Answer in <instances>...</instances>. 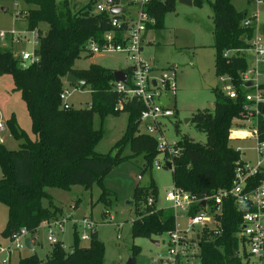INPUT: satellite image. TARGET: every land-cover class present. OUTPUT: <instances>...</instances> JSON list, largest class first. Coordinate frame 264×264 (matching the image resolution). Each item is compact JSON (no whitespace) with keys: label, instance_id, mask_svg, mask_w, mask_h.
Here are the masks:
<instances>
[{"label":"trees","instance_id":"trees-1","mask_svg":"<svg viewBox=\"0 0 264 264\" xmlns=\"http://www.w3.org/2000/svg\"><path fill=\"white\" fill-rule=\"evenodd\" d=\"M23 1L31 6L15 15L22 17L26 30H38L34 49L38 59L24 64L14 40L9 38L8 45L0 46V74L11 75L13 90L19 91L25 103L35 137H29L18 125L14 113L6 119L10 134L22 141L17 149L0 142V203L7 208V219L0 231L3 237H9L21 226L30 233L34 232L44 220L60 215L62 206L54 202L48 187L69 190L74 184L88 188L97 182L101 188L98 200L108 206L115 199V192L103 183L109 169L138 154H142V167L146 169L152 166L159 153L156 138L139 129L141 102L134 97L123 98L122 93L113 88L114 69L96 62L89 63L87 67L74 66L81 51L92 53L86 46L89 39L101 42L106 30H116L110 23V13L96 11V0H87L78 7L76 0ZM175 1H148L145 9L155 19L148 28L163 27L164 14L174 7ZM192 1L195 5L208 2L212 9L215 74L228 76L236 90V96L231 97L222 87L215 85L212 88L214 106L197 108L192 112L190 121L205 133L204 142L187 133L176 139L178 151L173 154L170 167L172 183L204 197L231 183L234 162L240 156V151L231 143L230 131L233 120L244 117L245 93L253 90V86L242 79L248 60L240 50L250 47L254 27L243 25L247 10L237 8L232 0ZM43 23L45 28L41 26ZM226 50L236 51L225 54ZM124 69L129 72V67ZM68 72L86 79L83 84L72 85L88 86L90 101L87 106H65L60 98ZM259 86L264 89V82ZM120 99L123 106L116 108ZM120 110L128 112L124 132L110 150H95L104 132L103 118ZM95 112L101 119L99 127L93 126ZM260 118L259 136L264 138V114ZM175 129L178 130L176 123ZM126 146L130 152L125 154ZM263 174L264 171L260 172L259 177ZM157 194L158 186L153 178L147 185H135L133 204L136 217L130 225L133 237L152 238L174 228L173 210L168 206H158ZM43 198L48 199V204H43ZM198 204L195 203L191 211H195ZM240 220L241 210L232 200H224L221 224L217 227L219 231L215 233L205 229L200 235L199 264H242L243 258L237 253L239 240L235 234ZM78 233V229L73 227L72 242L66 245L68 250L60 241L49 242L51 246L46 256L40 257L36 252L21 255L18 264H103L104 243L97 230L91 232L87 244L79 241ZM138 250L137 244L131 245L133 264H136Z\"/></svg>","mask_w":264,"mask_h":264},{"label":"rangeland","instance_id":"rangeland-1","mask_svg":"<svg viewBox=\"0 0 264 264\" xmlns=\"http://www.w3.org/2000/svg\"><path fill=\"white\" fill-rule=\"evenodd\" d=\"M78 5L84 4L87 0H76ZM234 5L240 9L248 10V14L256 12L257 27L260 43H264V2L248 0H232ZM123 5L133 10L136 6L127 4L123 0ZM31 4L23 0H0V32L7 33L4 37L0 36V46L8 45L9 38H13L15 47L19 55L22 50H30L32 42L28 40V35L24 33L25 22L22 17H16L15 13L21 9H26ZM75 7V8H76ZM5 8V9H4ZM42 28L46 24L41 25ZM212 9L208 2L202 5L186 4L175 1L174 7L164 14V26L152 27L146 30V41L144 42L143 55L153 58L155 66L165 67L175 63L176 71V93L171 95L169 106L174 110V114L165 118L162 129L168 140L177 139L182 133H187L195 140L204 142L205 133L195 128L190 121V116L197 108H212L214 102V93L212 88L215 85L222 86L220 75L215 74L212 34ZM15 28L16 33H8ZM37 45V44H36ZM236 50H229V54ZM247 56L248 67L256 68L259 74L255 82L261 84L264 81V54L258 59L252 44L244 50H240ZM147 53V54H146ZM91 54V55H89ZM151 59V58H149ZM96 62L110 68H126L131 64V60L122 51L110 52H92L81 51L80 57L74 62L75 67H87L89 63ZM253 76V73H249ZM255 76V75H254ZM64 87L69 92L68 103L73 106H87L90 101V90L88 86H76L64 78ZM253 90L255 87H252ZM263 89L262 86H259ZM264 90V89H263ZM69 103V104H70ZM14 111L18 125L23 128L29 137L34 138L35 134L31 130L30 118L28 116L25 103L21 99L19 91L13 90V80L10 74H0V120L3 127L0 128L1 142L8 148L17 149L20 147L22 139H17L10 134L6 119ZM128 112L120 110L117 114H108L102 120L103 135L95 145V150L105 152L111 149L114 142L122 135L125 130ZM175 123L178 130L175 129ZM101 119L98 113H93V126L99 127ZM140 130H145V124L140 122ZM251 130L250 124L241 119L235 118L231 126V143L241 147L239 150L243 157L252 158L254 151L248 147L254 143L253 138H248L245 134ZM130 149L126 146L123 153H129ZM162 161V154H157ZM142 154L113 165L103 178V183L115 192V199L112 204L104 206L98 200L100 185L97 182L85 188L82 184H74L69 190L48 187L47 190L53 196L55 203L62 205L67 212L78 207L75 213H63L61 210L59 216L80 217L83 213L96 222V229L99 238L104 243L103 264H115L121 260L125 264L131 255V245L137 244L139 250L136 253V264H157L154 257L161 252L164 254L169 243L167 233L157 238L160 244H155L151 238L144 236L133 237L130 233L131 221L136 217V211L133 204V190L136 184L147 185L153 178L158 186L157 205L166 206L169 201L165 199L166 190L172 187L171 169L167 166L157 168L154 164L144 169ZM1 176V168H0ZM43 204H48V199H42ZM142 206V202L140 204ZM82 216V215H81ZM7 218L6 205L0 203V231L3 229ZM180 231L184 228L187 221L183 218L177 219ZM69 224L66 229L69 230ZM67 230L60 233V237L68 245L71 237ZM2 237L0 233V238ZM82 242V241H81ZM87 244V242H84ZM8 244L7 240H2L1 245ZM64 246L65 250L69 246ZM51 244L46 238V230L38 229V238L32 247H22L10 253L9 261L6 264H18L21 255L36 252L38 256L44 257L48 253ZM4 254L0 253V257ZM264 261V260H263Z\"/></svg>","mask_w":264,"mask_h":264},{"label":"built area","instance_id":"built-area-1","mask_svg":"<svg viewBox=\"0 0 264 264\" xmlns=\"http://www.w3.org/2000/svg\"><path fill=\"white\" fill-rule=\"evenodd\" d=\"M148 1L150 0H127V4L136 6V9L133 10L124 6L123 0H96L95 10L108 11L110 23L116 30H106L101 42L89 39L86 46L94 53L122 51L131 60V64L127 66L129 72L123 68L126 72V79L124 81L114 79L113 88L122 93L123 98L134 97L141 102L139 119L145 124L144 131L156 138L159 154L163 155L162 161L158 159L157 155L153 161V164L159 168L165 164V160H169L172 166V156L178 151L176 139L168 140L162 129L163 120L174 114L169 103L170 94L175 95L177 85L174 66L155 68L151 59L142 55L144 31L148 28V24H153L155 20L145 9ZM252 1L264 2V0ZM114 6H119L121 9L113 14L110 9ZM248 15L242 23L254 27L250 44L259 59L264 54V43H260L258 35L257 14L252 11ZM8 33L16 32L13 29ZM24 33L29 36L28 40L32 42L30 50L20 52L24 64H27L38 59L34 49L39 33L37 29H24ZM6 34L0 32L1 37ZM224 53L229 54V50ZM249 73H253V76H250ZM258 74L256 68H249L248 71L245 70L242 73L243 81H251L250 85L255 87L254 90L245 93L247 102L244 103V117L241 118V121L250 124L251 130L245 135L254 140V143L248 147L254 151V156L252 158L243 157L240 152V156L234 162L231 183L228 186L218 187L207 196L198 197L190 191L174 185L166 190L165 199L169 201L166 206L173 210L175 225L172 230L167 232L169 243L166 251L164 254L159 252L158 256L153 259L157 264H199L200 235L205 229L215 233L219 231L217 227L221 224L222 202L226 199L232 200L241 210V220L235 234L239 240L237 253L243 258L242 264H264V174L259 177V173L264 171V138L259 136L264 90L260 89L255 82ZM219 78L222 80L223 91L229 96L235 97L236 90L229 77L220 75ZM68 95L69 92L64 87L60 92V98L65 106L69 104L66 101ZM161 96L166 97L163 104L158 102ZM122 106L123 102L120 99L116 108ZM157 124L160 125L159 128ZM2 127L3 122L0 121V128ZM236 148L241 149L239 146ZM149 200L151 201V199ZM197 202H199L198 208L191 211ZM179 218L187 221L184 228L181 229L182 231L179 229L181 225L177 223ZM69 223L78 229L80 242H88L91 232L96 228V222L91 218L85 215L75 217L70 214L44 220L39 228L46 230V238L50 243L60 241L65 246L66 244L60 239V233L66 230V224ZM38 229L30 233L25 226H21L13 231L9 236L8 244H0V253L4 254L0 257V264H6L9 261V255L13 250L26 247L24 243L26 236H30L32 243H35L38 238Z\"/></svg>","mask_w":264,"mask_h":264},{"label":"water","instance_id":"water-1","mask_svg":"<svg viewBox=\"0 0 264 264\" xmlns=\"http://www.w3.org/2000/svg\"><path fill=\"white\" fill-rule=\"evenodd\" d=\"M180 2H183V3H186V4H192L193 1L192 0H179ZM5 9V8H4ZM121 9V7L119 6H114V7H111L110 11L111 13H116L117 11H119ZM46 33V32H45ZM113 75H114V78L116 80H125L126 79V72L122 69V68H117V69H114L113 70ZM66 80L70 83H79V84H83L85 83L86 79L85 78H81V77H78L77 75H75L74 73L72 72H68L66 74ZM252 82L251 81H248L247 84L250 85ZM166 101V97L165 96H161L158 100V102L160 104H163L164 102ZM214 106V104H213ZM261 110H262V113L264 114V103L262 104V107H261ZM0 141H1V136H0ZM165 165L170 168L171 166V162L169 160H165ZM204 203V202H203ZM151 241L155 244H159V239L157 238H151ZM24 243L27 247H32V241H31V238L30 236H26L25 239H24ZM115 264H121V260H118ZM125 264H133V257L132 255L129 256L128 260L126 261Z\"/></svg>","mask_w":264,"mask_h":264},{"label":"crops","instance_id":"crops-1","mask_svg":"<svg viewBox=\"0 0 264 264\" xmlns=\"http://www.w3.org/2000/svg\"><path fill=\"white\" fill-rule=\"evenodd\" d=\"M248 1H251V0H248ZM240 9V8H239ZM249 11L247 10V13H248ZM252 12V11H251ZM149 28H152V27H149ZM149 28H147L146 30H148ZM15 29V28H14ZM146 30L144 31V34H143V42H142V51L144 50V42L146 41V37L148 36H146V34H145V32H146ZM147 54V53H146ZM142 55H143V53H142ZM144 57H146V58H151V61H152V64H153V66L155 67V68H161V67H159V66H155V63H154V61H153V58L152 57H149L148 56V54L145 56V55H143ZM169 65H172V66H174L175 67V63H172V64H169ZM249 65V64H248ZM168 66V65H167ZM166 67V66H165ZM117 68H122L123 69V67H117ZM117 68H114V69H117ZM260 82H264V81H262V80H260ZM20 94V93H19ZM69 96V95H68ZM21 97V96H20ZM22 99V98H21ZM67 99H68V97H67ZM70 103V102H69ZM71 104V103H70ZM214 104V103H213ZM26 107V106H25ZM27 110V109H26ZM11 113H14V111H12ZM28 113V112H27ZM11 115V114H10ZM9 115V116H10ZM14 115H15V113H14ZM29 116V115H28ZM16 117V116H15ZM30 118V117H29ZM1 121V120H0ZM30 126H31V121H30ZM2 140V139H1ZM1 142V141H0ZM243 152H241V154H242ZM62 206V205H61ZM78 207V205L77 206H75L73 209H71V210H68L67 212L63 209V206H62V211H63V213H66V214H68L69 212H71L72 213V210H73V213L74 214H76L75 213V210H76V208ZM7 209V208H6ZM77 214H81L82 216L84 215L83 213H77ZM70 215H72V214H70ZM80 215V216H81ZM7 219V218H6ZM69 227V230H67V234L71 237V241H70V243L72 242V239H73V234H72V230H73V226H68ZM96 229V228H95ZM97 230V229H96ZM61 238V237H60ZM2 240H7V243H8V241H9V237H1L0 238V244H1V241ZM64 241V240H63ZM69 244V243H68ZM159 244H160V241H159ZM34 245V243L32 244V246ZM14 251V250H13Z\"/></svg>","mask_w":264,"mask_h":264}]
</instances>
